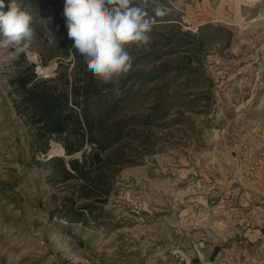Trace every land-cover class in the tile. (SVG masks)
<instances>
[{
    "label": "rangeland",
    "instance_id": "rangeland-1",
    "mask_svg": "<svg viewBox=\"0 0 264 264\" xmlns=\"http://www.w3.org/2000/svg\"><path fill=\"white\" fill-rule=\"evenodd\" d=\"M216 1L162 0L171 11L148 46L127 47L117 96L62 45L64 0H17L34 37L16 61L0 50V264H264V0H238L224 10L232 20L212 22ZM32 73V88L77 113L76 94L90 111L108 99L92 133L35 124L15 82ZM84 152L101 157L88 179L60 183L52 158Z\"/></svg>",
    "mask_w": 264,
    "mask_h": 264
},
{
    "label": "clouds",
    "instance_id": "clouds-1",
    "mask_svg": "<svg viewBox=\"0 0 264 264\" xmlns=\"http://www.w3.org/2000/svg\"><path fill=\"white\" fill-rule=\"evenodd\" d=\"M170 11L162 0H64L63 18L73 41L70 51L83 59L96 81L112 85L118 96L121 79L133 68L127 47L148 46L157 18ZM33 37L31 14L17 0H0V50H9L7 60L26 53Z\"/></svg>",
    "mask_w": 264,
    "mask_h": 264
},
{
    "label": "trees",
    "instance_id": "trees-1",
    "mask_svg": "<svg viewBox=\"0 0 264 264\" xmlns=\"http://www.w3.org/2000/svg\"><path fill=\"white\" fill-rule=\"evenodd\" d=\"M32 5H43L45 0H28ZM59 2H63V0H59ZM51 11L55 12L54 5L49 6ZM55 18L57 19V34L62 42V45H66V43L72 45L73 41L68 39L67 32L64 30L63 26V9H60L56 12ZM156 26V25H154ZM203 28H201L202 30ZM182 35L188 38H198L199 42L202 44L203 38L201 39L198 35H193L190 32L182 33ZM78 66L81 68L82 74L86 76H90V72L87 70V66L84 63L83 59L78 61ZM36 74L32 73L28 78L23 79L21 77H16L15 82L22 91V95L25 96L23 101L27 103V106L30 108L32 117L35 124L43 123L47 128V132L50 135H63V134H75L78 135L80 131L86 128L90 133H92L93 128L96 123V114L95 111L108 104V99L99 100L95 103L94 110L90 111V106L85 105L84 102L78 100V95H75V100H73V104L76 107L81 106L82 112L77 113L75 110L71 109L68 106V98L62 95H57L52 93L49 90H37V84L34 88L30 86V84L35 80ZM92 88L89 86L87 90H85L84 94L87 95L91 93ZM86 102V101H85ZM69 112H66L69 110ZM76 127L75 130H71V126ZM82 150V144H80L76 148H66L67 155H72L76 152ZM101 157L99 154L94 156H89L85 152L83 153V160L80 161L78 158L66 160L61 157L52 158L51 162L54 165L56 170H59L62 178H59L60 183H65L69 180H73L75 178H86V164L94 165L97 161H100ZM91 161V163L89 162ZM92 182H101V174H99L98 178L91 180ZM80 211L78 209L71 210L68 215L70 217V222H83L86 216V211L90 210V206L88 204L84 205Z\"/></svg>",
    "mask_w": 264,
    "mask_h": 264
},
{
    "label": "crops",
    "instance_id": "crops-1",
    "mask_svg": "<svg viewBox=\"0 0 264 264\" xmlns=\"http://www.w3.org/2000/svg\"><path fill=\"white\" fill-rule=\"evenodd\" d=\"M238 0H217L213 7H216V10L212 8L211 20L212 22H223L232 20V14L224 13L226 7L229 9L236 8ZM222 13V15H220ZM223 17V18H222Z\"/></svg>",
    "mask_w": 264,
    "mask_h": 264
},
{
    "label": "bare ground",
    "instance_id": "bare-ground-1",
    "mask_svg": "<svg viewBox=\"0 0 264 264\" xmlns=\"http://www.w3.org/2000/svg\"><path fill=\"white\" fill-rule=\"evenodd\" d=\"M55 152H58L57 150L50 153V155L53 157L55 155ZM57 155V154H56Z\"/></svg>",
    "mask_w": 264,
    "mask_h": 264
},
{
    "label": "built area",
    "instance_id": "built-area-1",
    "mask_svg": "<svg viewBox=\"0 0 264 264\" xmlns=\"http://www.w3.org/2000/svg\"><path fill=\"white\" fill-rule=\"evenodd\" d=\"M185 21H187V20H185ZM198 29V28H197Z\"/></svg>",
    "mask_w": 264,
    "mask_h": 264
}]
</instances>
